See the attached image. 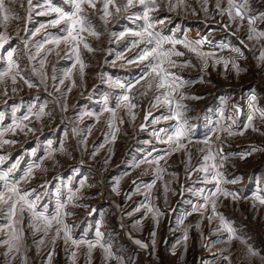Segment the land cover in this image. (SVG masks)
<instances>
[{
    "label": "rangeland",
    "instance_id": "1",
    "mask_svg": "<svg viewBox=\"0 0 264 264\" xmlns=\"http://www.w3.org/2000/svg\"><path fill=\"white\" fill-rule=\"evenodd\" d=\"M47 2L48 0H34V3L40 5ZM189 2L196 9L195 13L190 9L179 12L161 10L158 13L160 18L170 17L164 25L158 26L164 34H169L170 30L179 27L192 39L207 36L211 43L204 46L205 51H219L216 45L222 42L242 48L240 40L248 44V48L243 49L246 58L238 60L246 71H242L239 75L231 67L225 70L223 65L215 68L210 65L206 70L201 71L199 61L190 53L186 57L178 58L180 60L191 59L193 64L197 65L175 69V71L184 80L193 82L182 91L188 96L200 97L199 99H186L183 102L188 106L186 116L189 124L194 126L196 137L203 140L206 135L211 134L217 122L222 125L231 123L232 120L229 117L234 119L237 125L246 123L250 111L249 98L252 95L257 97L258 106L264 108V63L258 60L261 44L264 41L258 43L246 39V21L239 31L235 23L225 28L224 25L229 24L230 21L227 15L217 14L215 0H209L207 17L196 0H189ZM51 3L54 6L67 7L64 0H51ZM250 4L254 13H264V0H250ZM14 6L18 7V5ZM222 7H226V0ZM40 10L37 9V11ZM21 14L23 15L24 12L22 11ZM54 15L33 13L31 23L28 24L29 29L34 31L41 24H48ZM141 23V21H133L122 16L107 25V31L100 40L92 39L93 46H98L101 51L85 54L89 67L86 69L83 85L79 86V80H77L78 86L67 94L66 101L62 92L54 91V82L51 79L53 64H55V74L58 79L62 78L64 71L71 67L72 61L63 58V52L60 58L55 54L48 56L45 71L49 79L46 89L44 85L39 88H28L21 82L17 85V91L13 93L11 84H9L8 95H0V113L4 114V124L11 122L12 111L17 107L19 111L16 115L20 116L26 113L29 106H36L38 109L39 106L46 105L45 111L51 112L53 118L45 117L43 121H35L33 118L32 126L41 128V132L28 136H17L15 139L20 141L19 143L5 146L4 150H0V155L8 156L3 167L7 168L20 159L19 167L22 170L37 157L45 155L49 140L53 141L54 147H58L59 141L63 140L68 152L56 154V160L59 163L53 164L52 160H46L44 164L48 171L37 170L36 178L24 187L37 188V192L41 195L40 204L52 211L56 205L58 189L66 194L67 189L63 185H67L71 180L72 186L78 187L79 180L87 177V184L92 187H85L82 190L85 199L80 201L87 207L72 209L75 215L68 218V222L73 226L74 236L94 239L97 223L102 218L101 231L105 233L106 240L110 239L113 251L124 257V264H224L222 260H215L213 253L225 245L216 243L205 247L207 240L201 235L213 241L217 240L218 234H213V230L218 226L217 220L209 224L205 218L200 228L196 229L194 226L201 220V217L198 213H193L185 219L183 225L177 223L179 218L191 211L192 205L203 202L199 196L200 190L207 191L213 187L212 183L203 179V173L189 174L185 171L183 152L175 153L168 159V164L171 166L165 165L167 173L164 174L163 181H157L152 189L151 202L163 212V215L159 217L158 225L154 227L152 215L148 214L146 218H143L141 226H135L136 221L141 220L144 215V209L139 212L136 209L146 203L143 195L146 189L142 187L140 192H136L132 181L150 183L154 178V172L147 164L136 169H133L131 165L148 156L149 153L156 156L162 152L166 145L160 143L151 133L154 129L166 128L171 123L161 119L160 123L152 125L150 123L152 117H150L147 129L140 130V125L145 123L143 117L149 110L148 103L152 93H149L148 97L142 101L141 107L136 110L138 115L134 124L128 122V118L125 117V123L118 125L120 131L116 134L117 139L114 144L106 142L110 141L111 129L107 126L109 114L105 113L99 123L94 117L85 115L88 112H100L105 96L109 98L110 105H114L115 97L120 94V89L112 87L109 79L129 82L134 81L141 74V68L137 65L126 64L117 59L119 54H125L128 57L133 55L132 52L127 51L132 37L126 36L120 40L111 35L112 33L118 35L126 29H137ZM23 26V21H21L20 27L23 28ZM259 27L264 29V24H260ZM8 32L14 36L15 25L10 26ZM234 32L235 35H233ZM58 33V27L41 29L30 43L43 42L48 34ZM21 36H24L23 32ZM18 45L20 46L18 52L22 54L23 48L20 41L18 39L11 41V47ZM61 47L63 48V45ZM32 52L35 53L34 46ZM43 55L44 53H41L32 63L39 67L38 61ZM221 55L233 54L225 51ZM113 61L115 64L112 63ZM21 67L30 68L31 66L24 59L21 61ZM201 76L206 82H199ZM65 84L67 85L68 81ZM57 86L63 91L64 86L58 85V82ZM58 100L66 102V111H61ZM233 106L236 108L234 109ZM151 111L153 117L167 115V109L164 106H157ZM221 111H223V116H221ZM254 123L264 130V124L258 118ZM89 128H91V134H89ZM73 129H76L75 133ZM222 135L226 134L222 133ZM213 139H215L214 136ZM100 145L104 146L100 147ZM250 145L264 147V134L249 130L243 136L229 137L223 148L226 153L239 154L247 151ZM201 147L204 145L192 146L190 167H197L201 163L202 154L197 151ZM109 148L112 149L111 153L108 151ZM32 149H36L37 157L31 156ZM94 150H96L95 156L92 155ZM106 159L107 163H105ZM163 163L161 161L162 165ZM146 169L147 172H145ZM222 171L228 179L239 178L237 184H227L225 187L233 191L238 190L241 196L251 197L257 192L258 187L264 189V151L254 152L246 159H239L238 155H232ZM170 173H176V175L172 176ZM117 180H119V195L112 191ZM46 181L48 182L46 189L38 187ZM165 183L169 189L167 193L164 192ZM129 192H131L130 199L125 195ZM92 209H96V212L92 213ZM218 211L232 223L237 234L259 253L254 258H247L245 246L238 240H234L230 246L232 264H264V259L261 258L264 257V206L257 204L253 208L251 200L241 199L233 202L229 199L225 200L222 206H218ZM5 222V218L0 216V224ZM188 225L193 227L188 230L189 238L185 250L182 236L184 228ZM153 231H155V237L151 236ZM26 235L30 246L28 264H47L46 250L42 249L38 255L32 244L31 235L27 233ZM136 239L141 240L148 247L142 248L135 244ZM153 240H155L154 246ZM173 250H175V255L172 254ZM2 251L3 249H0V252ZM228 254L225 253V255ZM3 260L4 257L0 256V264H3ZM15 264L19 262L16 261ZM52 264H72L70 254L65 252L62 241L57 244ZM77 264H85L83 255L78 257ZM92 264H104L100 249L94 250ZM110 264H116V261H111Z\"/></svg>",
    "mask_w": 264,
    "mask_h": 264
},
{
    "label": "snow or ice",
    "instance_id": "2",
    "mask_svg": "<svg viewBox=\"0 0 264 264\" xmlns=\"http://www.w3.org/2000/svg\"><path fill=\"white\" fill-rule=\"evenodd\" d=\"M200 4L201 10L208 15L209 0H196ZM67 7L54 6L51 0L44 5L34 3V0H0V95L7 96L9 84L11 91H17V85L22 82L28 88H39L41 85L47 86L49 79L45 71L48 64V56L55 54L72 61L71 67L66 69L62 78L56 76L55 64H53V75L51 76L54 91L62 92L65 98L74 87L83 85L86 76V69L89 67V61L85 54H93L101 51L98 46H93L92 39L100 40L101 36L107 31V25L120 17H126L133 21H141L142 23L137 29H126L118 35H111L116 39H124L126 36L132 37L128 52H132L131 57L125 54H119L117 59L124 61L126 64H135L141 68V74L134 80L129 82H121L119 80L112 81L109 84L120 89V94L115 97L114 105H110L109 98L105 96L103 106L98 113L88 112L85 115L94 117L97 123L101 117L108 113L107 126L111 129L110 143H115L117 133L120 131L118 125L125 123V117L128 122L135 123L137 118V109L141 107V103L146 99L149 93H152L151 100L148 103V111L143 119L145 123L140 125V130L145 131L150 123L156 125L161 119L169 121L168 127L154 129L152 135L166 147L156 156L151 153L148 156L134 162L131 167L133 169L140 168L141 165L147 164L154 172V178L150 183H140L137 180L132 181V185L136 192H140L143 187L146 189L143 195L146 203L140 205L136 209L137 212L144 209V215L141 220L136 221L135 226L142 225L143 218L148 214L152 215L154 227L159 223V217L163 215L161 209L152 204V189L157 181H163L164 174L167 173L168 159L175 153L183 152L185 160V171L203 173V179L212 183L211 189L200 190L199 196L202 203L192 205L191 211L187 212L183 217L177 220L178 225H183L185 219L193 213H198L201 220L195 224V228L199 229L203 219H207L209 224L214 220L218 221V226L213 230V234H218V239L213 241L209 238L205 247L216 243L224 244L225 247L217 249L213 253L214 259L222 260L224 264H232L230 254V246L234 240H238L245 246L246 257L251 259L259 255V253L247 243V241L237 234L232 223L218 211V206H222L225 200L233 202L251 200L253 208L259 204L264 206V189L257 188V192L251 197L241 196L238 190L233 191L225 187L227 184H237L239 178L228 179L222 169L225 163L232 155H238L239 159H246L254 152L264 151V147L258 145H250L247 151L239 154L226 153L223 145L227 143L229 137L243 136L249 130L264 134V130L257 127L254 121L258 118L264 124V108L258 106V100L255 95L249 98V114L247 122L237 125L232 120L228 124H217L212 129L210 135H206L200 140L195 135L194 126L189 124L186 113L188 106L183 102L186 99H199L197 96H188L182 90L193 83L186 81L180 76L175 69L196 67L191 59L180 60V57H186L189 53L194 55L199 61L201 71L206 70L210 65L215 68L223 65L227 70L231 67L237 75L246 69L242 68L238 60L245 59L244 50L248 48V44L244 40H240L239 47L231 43H220L216 45V50L205 51L204 46L210 44L207 36L199 38H189L187 33L179 27L170 30L169 34H164L159 25H164L170 17L160 18L158 13L161 10L167 12H179L183 10H191L193 13L196 9L189 0H64ZM224 0H215V9L218 15L228 16L229 24L224 25L225 28L231 27L232 23L237 26V31L247 23L246 39L248 41H256L258 43L264 41V29L259 27L264 24V13H254L250 4V0H226V7H222ZM14 5H18L15 7ZM37 9H41L37 11ZM24 12L22 15L21 12ZM51 15L55 14L48 24H41L34 31L29 29L28 24L31 23L32 15ZM23 21V28L20 22ZM99 22V24L97 23ZM15 25L16 32L13 36L9 34L10 26ZM48 27H58V34H48L47 38L40 43H30L32 38L36 36L41 29ZM21 32L24 36H21ZM180 33V35H178ZM235 35V32L233 33ZM91 38V39H90ZM18 39L22 45L23 52H18L17 47H11V41ZM63 45V48L61 47ZM181 46L178 48L177 46ZM6 46H8L6 48ZM35 47V53L32 47ZM183 49V50H182ZM135 50V51H133ZM186 50V51H185ZM229 52L233 55L224 56L223 52ZM41 53L44 55L39 59L37 67L32 62L36 60ZM110 54V53H109ZM26 59L31 66L21 67V61ZM258 60L264 63V43L261 44ZM107 62V61H106ZM115 64V61L112 62ZM30 73V74H29ZM68 81L66 85L65 82ZM64 86L63 91L61 87ZM201 83L204 81L201 76ZM61 111L67 110L66 102L57 101ZM164 106L167 109V115L160 117L152 116V108ZM234 109L236 106H233ZM46 105L29 106L25 114L17 116L19 108L12 111L11 122L4 124V114L0 113V150H4L5 146L16 145L20 141L15 137L41 132V128L32 126L33 118L35 121H43L45 117L53 118L51 112L45 111ZM238 110V109H236ZM223 116V111H221ZM76 129H73V133ZM226 134V135H222ZM91 134V128H89ZM67 136V132H65ZM213 136L215 139H213ZM203 144L204 147L198 148L197 151L202 154L201 163L197 167H190L192 160V146ZM104 145H100L103 147ZM109 153L112 149L109 148ZM68 149L65 147L63 140L59 141V146L54 147L53 141L49 140L45 149V155L37 157L36 149H32L31 156L37 157L28 163L27 167L20 169V159L4 168L7 155H0V216L6 220L4 224H0V256L4 257L3 264H28L30 246L27 243L28 236L32 237V244L35 246L36 253L39 255L42 249L46 250L47 264H52L53 256L56 252L58 242L62 241L64 250L70 254L72 264H77L78 257L83 255L85 264H92L93 252L100 249L104 264H110L116 261V264H124V257L113 251L110 239H105V233L101 231L103 219L97 223L95 238L88 239L86 236L76 237L73 235V226L68 222V218L75 215L72 209L87 207L80 203L85 196L83 189L92 187L87 184V177L79 180V186L73 187L71 180L66 187V194L58 189L56 193V205L54 210L49 211L46 206L40 204L41 195L37 192V188H26L24 185L29 184L36 178V171L47 172L48 168L44 162L52 160L53 164L59 163L56 160V154H66ZM96 155V150L92 153ZM151 157V158H149ZM163 161V165L161 164ZM107 159L105 163H107ZM167 165V167H165ZM147 172V169L145 170ZM128 175V173H126ZM175 176L176 173H170ZM139 179V178H138ZM48 182L40 184L38 187L46 189ZM167 183L164 184V192L168 191ZM112 191L119 195V180L116 181ZM126 198H131V192L126 193ZM166 202V201H165ZM96 209H92L95 213ZM193 227L188 225L183 230L182 239L184 241L185 250L187 249V241L189 238L188 230ZM155 237V231L151 233ZM38 237V238H37ZM134 243L142 248L148 247L141 240H134ZM155 240H153V246ZM225 253H229L225 255ZM175 255V250H173ZM264 259V257H261Z\"/></svg>",
    "mask_w": 264,
    "mask_h": 264
}]
</instances>
